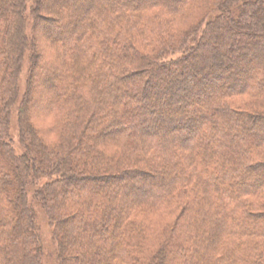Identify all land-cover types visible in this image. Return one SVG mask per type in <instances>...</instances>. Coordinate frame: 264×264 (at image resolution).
Returning a JSON list of instances; mask_svg holds the SVG:
<instances>
[{
    "label": "trees",
    "instance_id": "trees-1",
    "mask_svg": "<svg viewBox=\"0 0 264 264\" xmlns=\"http://www.w3.org/2000/svg\"><path fill=\"white\" fill-rule=\"evenodd\" d=\"M39 1L43 40L0 0V264H44L32 190L59 264H264V0Z\"/></svg>",
    "mask_w": 264,
    "mask_h": 264
},
{
    "label": "rangeland",
    "instance_id": "rangeland-1",
    "mask_svg": "<svg viewBox=\"0 0 264 264\" xmlns=\"http://www.w3.org/2000/svg\"><path fill=\"white\" fill-rule=\"evenodd\" d=\"M44 2L42 3L39 0L38 1L27 0V2H26L27 6L25 9V11L27 12L26 15L28 17L27 32L31 33V30H32V33H34V35H36L40 40H43V38H44L40 32L41 28H43L42 26L48 27V23H50L52 25L54 23H60V18L58 17V15L56 13H54V11H52L48 7H46ZM34 8L40 10V12L38 14L40 15V17L42 19L40 18V20H38V22L36 21L37 19L35 20V18H34V10H33ZM33 23H34V25H33ZM35 23L37 24V26ZM58 27L60 30H62L61 31L62 33H65L66 30H70V28H71V27L64 28L61 26H58ZM32 51H34L36 54L42 52L40 50L38 52L33 43L31 44L30 49L28 48L27 53L25 55V59H24V66H23V69H22V71L20 73V77H19L20 89L22 90V92L26 88L27 78L29 76V66H30L29 53H31ZM45 65H48V60H45V61L43 60L42 64L40 66L43 67ZM36 74H39V71ZM146 76H149V75H146ZM226 77H228V74L223 73L222 78H226ZM165 81H168V78H166ZM164 82L155 83L156 90H158V91L162 90V88L165 87ZM210 83H211V81L206 80L205 86L209 87ZM34 85L38 86L39 83L37 82V84H34ZM146 85H149V84L146 83ZM191 88L193 89L194 93H197L194 89L195 85L194 86L191 85ZM43 94L44 93H42V91H40L39 95L38 94L35 95V100L34 99L32 100V101H34V103H32V104L34 106L36 115L31 116L32 122L35 123L38 127L42 128V129L46 128V126H47V123L44 120V118L41 115H39V112L43 110L42 105H43L44 96H45ZM17 106L18 105H15V106L13 105V109L17 108ZM11 136H12V140H13V146L15 147L16 152L20 153V152L24 151V145H23L24 143L22 142V139L20 136L19 115L17 114L16 110H13V115H12V120H11ZM45 139L47 140V142L52 143L54 137L53 138L52 137H46ZM34 175H36V172H34ZM30 181H31V179L29 180V183H31ZM139 189H141V188H139ZM147 190H149V188H147ZM38 198H39L38 195L35 193V191L32 190V192L30 193V201L35 205V208H36V222H37L38 230H39V233H40V236L42 239V248H43V259H42V261L44 264H59L60 262H59V258L57 255L58 244L54 240L53 229L50 226L47 214L45 213L43 206H39V203L37 202V201H39Z\"/></svg>",
    "mask_w": 264,
    "mask_h": 264
}]
</instances>
